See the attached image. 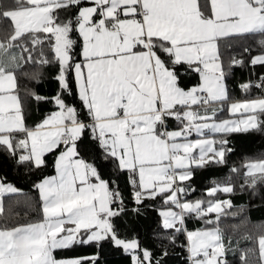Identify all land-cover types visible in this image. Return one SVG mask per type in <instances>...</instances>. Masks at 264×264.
<instances>
[{"label":"snow or ice","instance_id":"snow-or-ice-1","mask_svg":"<svg viewBox=\"0 0 264 264\" xmlns=\"http://www.w3.org/2000/svg\"><path fill=\"white\" fill-rule=\"evenodd\" d=\"M83 3L14 0V6L0 10V18L12 22V34L0 42V147L17 163L36 168L58 151L56 174L35 185L43 202L42 219L18 226L0 223V264H105L108 247L127 254L131 264H162L166 251L156 258L118 226L126 212L124 197L117 181L103 179L97 163L78 150L86 132L102 149L97 159L128 174L137 205L163 198L168 207L160 211L162 227L173 230L172 241L176 233L186 234L191 264H227L219 225L233 205L218 193H232L234 185L216 181L205 190L207 199L189 200L195 188L184 182L193 178L194 169L227 163L233 152L231 134L264 131V97L229 102L228 119L218 118L213 106L229 101L221 45L230 38L264 37V0H88L92 6L79 7ZM71 7L79 9L76 15L62 19L60 12ZM45 40L59 64L60 91L51 98L57 110L30 126L16 70L20 61L34 59L27 44L43 45ZM260 44L253 65H264V39ZM13 49H20L19 55ZM39 54L41 64L52 63L42 48ZM188 72L199 74L198 85L181 86ZM251 86L241 87L247 91ZM74 87L79 108L65 100ZM168 118L180 122L178 129H168ZM193 133L199 138L190 139ZM243 169L246 183L264 182V159ZM17 191L0 177V213L5 211L3 195ZM210 213L215 214L207 221L211 229H186L188 217ZM79 245L90 246L92 253L62 259L54 255ZM259 249L264 258V237Z\"/></svg>","mask_w":264,"mask_h":264},{"label":"trees","instance_id":"trees-1","mask_svg":"<svg viewBox=\"0 0 264 264\" xmlns=\"http://www.w3.org/2000/svg\"><path fill=\"white\" fill-rule=\"evenodd\" d=\"M88 0L79 7L88 5ZM0 5H4L6 10L9 6H14V0H0ZM77 7L62 10V19L74 17L78 12ZM12 34V22L0 18V42L5 41ZM73 37L80 39L77 33ZM264 37L259 34L246 38L226 39L221 45V60L226 72L225 84L229 92V101L247 100L264 97V65L251 64L252 57L260 54V41ZM33 60L23 63L17 69V88L21 98V103L25 110L26 123L34 126L41 122L50 112L56 110V106L51 98L60 91V84L56 79L59 71V64L54 59V54L50 49L49 42L44 41L43 45L33 46L27 44ZM44 55L52 60L50 64H41L39 61L40 49ZM247 49V51H246ZM28 53H24L27 56ZM233 59L243 60L242 65L232 64ZM181 86L191 88L199 83V74L188 72L181 77ZM261 81L259 85L256 82ZM251 84L245 91L241 86ZM35 95L46 97V100H36ZM66 103L80 107V101L73 88L72 95H65ZM230 116V115H228ZM83 118V117H82ZM168 118L166 123L168 129H178L179 126H171ZM233 152L226 156L225 165H211L204 169H194V176L190 181L184 182L195 188L194 192L188 194L187 199L196 200L205 198V190L214 186V182L219 181L221 186L231 182L234 185L232 193H218L220 200L228 198L233 207L226 209L227 215L221 216L220 227L223 230V243L225 247V258H231L236 264H261L259 249V239L264 237V182L257 180L255 186L246 183V176L243 174V165L259 159H264V131H250L248 133H234L229 137ZM84 144H78L81 155L90 162L97 163L101 176L106 180H116L119 190L124 197V207L126 212L116 221L122 231L129 232L137 237L142 246L152 250L156 258H161L162 252L167 255L162 257V264H191L187 249V239L185 233H176L175 241L170 239L173 230L162 227V217L160 211L167 205L163 203L162 197L155 200L146 199L142 205H137L133 199V187L128 182V174L115 169L113 162L97 159L101 156L102 149L98 143L92 139L89 132L85 133ZM58 154H48L46 165L36 168L31 164L17 163L15 157L10 156L7 151L0 147V177L6 178V183H11L18 189L16 193H7L3 197L4 213H0V223L7 222L10 226H18L26 223L39 222L42 219L43 202L39 190L35 185L44 178L53 175L55 172V156ZM233 167L240 169L239 173L230 171ZM139 208V212H132L131 209ZM215 217L214 213L208 214L204 218L190 216L186 219L185 225L188 231L211 229L212 224L207 223ZM92 253V248L88 245L74 246L70 249L56 250V257L70 258L82 257ZM105 264H131L129 256L114 247L104 250ZM228 262V261H227Z\"/></svg>","mask_w":264,"mask_h":264},{"label":"crops","instance_id":"crops-1","mask_svg":"<svg viewBox=\"0 0 264 264\" xmlns=\"http://www.w3.org/2000/svg\"><path fill=\"white\" fill-rule=\"evenodd\" d=\"M85 6H92L90 3L88 4V5H85ZM84 7V6H83ZM13 51L14 52H16V54L17 55H19V53H20V49H13ZM20 63L23 65V61H20ZM17 71V70H16ZM16 75H17V72H16ZM200 78V77H199ZM17 82H18V78H17ZM200 82V81H199ZM199 84V83H198ZM197 84V85H198ZM196 86V85H195ZM193 87V86H192ZM76 93H77V90H76ZM77 96H78V93H77ZM238 101H241V100H238ZM244 101V100H243ZM232 102V101H231ZM228 104H229V102L228 101H226V102H223V104H221V103H219V102H217L215 105H213L214 107H216L217 108V111H218V118H220V119H228V118H230L231 116H228V115H230V113H228ZM220 108H223V111H219V109ZM57 110V109H56ZM56 110H54V111H56ZM53 112V111H52ZM51 113V112H50ZM45 118V117H44ZM43 118V119H44ZM170 124H171V126H179V124H180V122H178V121H176L174 118H173V120H170ZM171 130H176V129H171ZM192 138H199L198 137V135L197 134H195V133H193L192 134V136H191ZM58 155V154H57ZM56 174V171L54 172V174L53 175H55ZM53 175H50V176H53ZM49 177V176H48ZM7 193H5L4 195H3V197L6 195ZM3 197H2V200H3ZM225 200H229L228 198H226ZM55 255V254H54ZM57 259H62L61 257H56ZM70 258H74V257H70ZM261 259H262V261H261V264H264V258H262L261 257Z\"/></svg>","mask_w":264,"mask_h":264},{"label":"rangeland","instance_id":"rangeland-1","mask_svg":"<svg viewBox=\"0 0 264 264\" xmlns=\"http://www.w3.org/2000/svg\"><path fill=\"white\" fill-rule=\"evenodd\" d=\"M228 113H229V111H228ZM230 118H232V117H230ZM190 139H196V138L190 137ZM226 261H228L227 264H236V261L234 259H231V258L226 259Z\"/></svg>","mask_w":264,"mask_h":264},{"label":"built area","instance_id":"built-area-1","mask_svg":"<svg viewBox=\"0 0 264 264\" xmlns=\"http://www.w3.org/2000/svg\"><path fill=\"white\" fill-rule=\"evenodd\" d=\"M260 83H261V81H259V82H256V83H255V85H259Z\"/></svg>","mask_w":264,"mask_h":264}]
</instances>
